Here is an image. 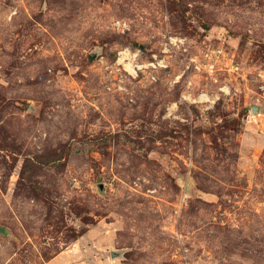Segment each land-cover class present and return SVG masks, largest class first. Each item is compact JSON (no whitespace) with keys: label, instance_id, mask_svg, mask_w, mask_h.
<instances>
[{"label":"rangeland","instance_id":"374dc122","mask_svg":"<svg viewBox=\"0 0 264 264\" xmlns=\"http://www.w3.org/2000/svg\"><path fill=\"white\" fill-rule=\"evenodd\" d=\"M263 84L264 0H0V264H264Z\"/></svg>","mask_w":264,"mask_h":264},{"label":"built area","instance_id":"2783aa9c","mask_svg":"<svg viewBox=\"0 0 264 264\" xmlns=\"http://www.w3.org/2000/svg\"><path fill=\"white\" fill-rule=\"evenodd\" d=\"M116 24V26L117 27H122L123 29H126L127 28V25H126V23H122L121 21H118V22H116L115 23ZM170 39V43H172L173 44V42H176L177 40H179L180 42H181V39H179V38H177V37H170L169 38ZM219 52H221L222 53V50H215V54H220ZM120 55H123L122 57H121V59L123 58H127V56H128V53L127 52H121L120 53ZM206 56H208V57H210V59L212 60V56L210 55V53H206ZM166 59H161L160 60V62L159 61H153V62H150L149 63V65H151V66H153V67H157V64L156 63H158V65L159 66H166V64H165V61ZM193 66L194 68H196V69H199V70H201L203 67H204V69L210 74V75H213V73L215 72V66H216V63H212V62H209V63H207V64H202L200 61H198L196 58H191V62H190V64L188 65V67H190V66ZM262 88H264V84H263V86H262Z\"/></svg>","mask_w":264,"mask_h":264},{"label":"water","instance_id":"95a60500","mask_svg":"<svg viewBox=\"0 0 264 264\" xmlns=\"http://www.w3.org/2000/svg\"><path fill=\"white\" fill-rule=\"evenodd\" d=\"M253 110H254V111H257V110H258V106H254V107H253Z\"/></svg>","mask_w":264,"mask_h":264},{"label":"bare ground","instance_id":"6f19581e","mask_svg":"<svg viewBox=\"0 0 264 264\" xmlns=\"http://www.w3.org/2000/svg\"><path fill=\"white\" fill-rule=\"evenodd\" d=\"M127 66L130 68V66H131V65H130V64H128Z\"/></svg>","mask_w":264,"mask_h":264}]
</instances>
